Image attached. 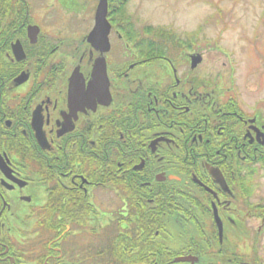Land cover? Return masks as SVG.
I'll use <instances>...</instances> for the list:
<instances>
[{"label": "flooded vegetation", "instance_id": "obj_1", "mask_svg": "<svg viewBox=\"0 0 264 264\" xmlns=\"http://www.w3.org/2000/svg\"><path fill=\"white\" fill-rule=\"evenodd\" d=\"M120 3L93 47L99 0H0V264H143L148 238L149 264H264V36L133 32Z\"/></svg>", "mask_w": 264, "mask_h": 264}, {"label": "rangeland", "instance_id": "obj_2", "mask_svg": "<svg viewBox=\"0 0 264 264\" xmlns=\"http://www.w3.org/2000/svg\"><path fill=\"white\" fill-rule=\"evenodd\" d=\"M125 10L132 15L137 29L150 26L169 30L174 36H198L200 46L204 43L203 36H227L234 42V49H237V36H264V0H128ZM91 26L92 21L85 18L76 30L67 27L68 34L78 33L67 36V43L79 40ZM67 54L72 52L67 50ZM73 59L67 58L68 66ZM262 86L261 100L264 99ZM258 194L264 198V180Z\"/></svg>", "mask_w": 264, "mask_h": 264}, {"label": "water", "instance_id": "obj_3", "mask_svg": "<svg viewBox=\"0 0 264 264\" xmlns=\"http://www.w3.org/2000/svg\"><path fill=\"white\" fill-rule=\"evenodd\" d=\"M106 13V0H99V4L97 6L96 15H95V23L92 30L89 32L87 36V41L94 47L97 45H101L102 43L107 44V32H108V24L105 20ZM198 59V57H197ZM100 74H105L104 69V61L100 59V61H96L94 64V68L92 71V80L91 84H95L100 80ZM78 75V74H77ZM76 80L75 74L73 73L70 81ZM92 86V85H91ZM94 88V87H93ZM187 258L183 259L186 260Z\"/></svg>", "mask_w": 264, "mask_h": 264}, {"label": "trees", "instance_id": "obj_4", "mask_svg": "<svg viewBox=\"0 0 264 264\" xmlns=\"http://www.w3.org/2000/svg\"><path fill=\"white\" fill-rule=\"evenodd\" d=\"M118 2H122L119 4L120 8H118V11L124 12V9H125V6H126L128 0H122V1L117 0V3ZM131 26H132L131 31H133V32H140L141 31V32H143V34H154L155 36H157V35L158 36H160V35L161 36H174V34L172 32H170L169 30H165L163 28H154V27H150V26H145V27L141 28V30H140V29L135 28L133 23L131 24ZM152 246H154V247H152ZM159 250H161V248L156 246V244L151 240V238H148L147 239V251L149 253L146 251V258L143 259V264L146 262V260H147L148 264L156 261V259L158 257L156 251H159ZM137 251L139 253L140 249L138 248Z\"/></svg>", "mask_w": 264, "mask_h": 264}]
</instances>
